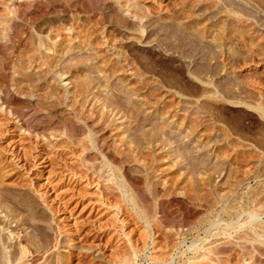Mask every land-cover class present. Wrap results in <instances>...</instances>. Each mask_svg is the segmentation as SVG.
<instances>
[{
  "label": "rangeland",
  "instance_id": "obj_1",
  "mask_svg": "<svg viewBox=\"0 0 264 264\" xmlns=\"http://www.w3.org/2000/svg\"><path fill=\"white\" fill-rule=\"evenodd\" d=\"M0 204V264H264V0H0Z\"/></svg>",
  "mask_w": 264,
  "mask_h": 264
},
{
  "label": "bare ground",
  "instance_id": "obj_2",
  "mask_svg": "<svg viewBox=\"0 0 264 264\" xmlns=\"http://www.w3.org/2000/svg\"><path fill=\"white\" fill-rule=\"evenodd\" d=\"M125 192H126V191H125ZM130 200H131V199H130ZM0 205H1V204H0ZM7 223H8V221H7ZM8 224H9V223H8ZM12 237H13V236H12ZM12 237H11V238H12ZM12 239H13V238H12ZM20 245H21V244H20ZM20 247H21V246H20ZM22 249H23V252H22V256H23V253L26 254V249H25L24 246L22 247ZM0 251H1V250H0ZM5 253H6V252H5ZM26 255H27V254H26ZM22 256H21V257H22Z\"/></svg>",
  "mask_w": 264,
  "mask_h": 264
}]
</instances>
